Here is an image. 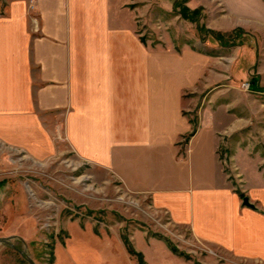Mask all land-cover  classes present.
I'll return each instance as SVG.
<instances>
[{
  "label": "crops",
  "instance_id": "1",
  "mask_svg": "<svg viewBox=\"0 0 264 264\" xmlns=\"http://www.w3.org/2000/svg\"><path fill=\"white\" fill-rule=\"evenodd\" d=\"M219 2L249 31L264 35L263 0ZM132 4L0 0V146L33 160L37 154L48 155L43 121L48 117L52 131L63 133L70 153L110 175L128 194L146 198L152 213L186 230L192 241L236 264H264V173L248 187L236 162L238 142L226 143L236 148L229 164L218 152L221 134L241 132L246 122L240 118L238 125L222 129L215 116L203 127V111L194 127L187 114L193 100L186 95L199 100L203 91H209L210 104L227 95L247 101L243 91L213 90L232 83L241 46L233 45L237 51L229 57L227 75L219 79L214 58L186 45L143 41L137 27L147 19ZM163 19L154 20L161 25ZM250 52L254 63L246 69L264 61V52ZM261 72L249 78L248 91L263 96ZM223 110V118L231 119ZM244 197L254 209L242 205ZM75 225L79 232L80 224ZM84 226L88 231L75 238V255L65 251V238L53 244L51 264H58L57 246L65 255L59 264H196L147 235H138V244V237L131 242L139 263L119 236L103 226L95 233L94 223ZM90 244L97 249L85 257L82 248Z\"/></svg>",
  "mask_w": 264,
  "mask_h": 264
},
{
  "label": "rangeland",
  "instance_id": "2",
  "mask_svg": "<svg viewBox=\"0 0 264 264\" xmlns=\"http://www.w3.org/2000/svg\"><path fill=\"white\" fill-rule=\"evenodd\" d=\"M132 7L137 8L141 18L147 19L140 21L137 27L143 41L149 45L166 41L178 47L190 46L217 61L219 79L220 74L227 75L229 57L237 51L233 45L241 46L237 53L239 60L232 71V83L213 90L219 93L243 91L247 101L235 96L232 100L227 95L218 96L210 104L209 91H203L199 100L186 95L193 100L187 114L194 127L199 125L203 111L207 113L203 127L210 126L215 116L222 129L238 125L240 122L236 120L244 119L246 126L241 132L221 134L223 142L218 152L223 163L229 164V157L236 148H229L226 143L228 140L238 142L241 152L236 162L242 168L247 186L251 187L258 173H264V95L245 92L242 85L249 84V78L260 70L259 84L264 88V61H257L253 68L245 67L254 63L250 49L257 50L256 56L264 52V35H255L241 20L229 16L219 0H133ZM156 17H163V24L158 25L160 21L154 20ZM223 109L230 112L232 120L223 118ZM46 118L43 121L48 128L45 135L50 141L49 158L46 154H37L33 160L23 151L0 146V156H3L0 238H8L34 264H51L53 244L67 238L65 251L75 255V238L81 237L79 232L83 229L88 231L84 224L89 222L94 223L95 233L103 226L111 236H119L125 248L132 246L133 237H138V244V235H147L196 264H236L218 250L192 241L186 230L171 226L163 215L152 213L146 198L128 194L110 175L83 164L69 152L63 133L52 131ZM72 221L75 222L67 230L66 225ZM76 222L80 224L79 232ZM97 246H83L84 256L87 257L89 251L94 252ZM62 248L57 246L54 251L58 264L65 258ZM117 252L121 253L118 249ZM23 261L28 264L10 246L0 244V264H22Z\"/></svg>",
  "mask_w": 264,
  "mask_h": 264
},
{
  "label": "water",
  "instance_id": "3",
  "mask_svg": "<svg viewBox=\"0 0 264 264\" xmlns=\"http://www.w3.org/2000/svg\"><path fill=\"white\" fill-rule=\"evenodd\" d=\"M242 205L247 207V208H250V209H254V205H252L251 203H249L248 201V198L247 197H244L242 199ZM0 244H4V245H8L10 246L12 249H14L21 257H23L25 259V261L28 263V264H34L33 261L26 256V254L23 252V251H20L19 249H17L14 245H12L9 241L8 238H0Z\"/></svg>",
  "mask_w": 264,
  "mask_h": 264
},
{
  "label": "trees",
  "instance_id": "4",
  "mask_svg": "<svg viewBox=\"0 0 264 264\" xmlns=\"http://www.w3.org/2000/svg\"><path fill=\"white\" fill-rule=\"evenodd\" d=\"M192 134H193V132L189 135V137L192 136ZM125 244H127V243L125 242ZM126 249L130 255L135 256L137 258L138 262L141 263V257L137 253H135V251L129 245L126 246ZM171 251L174 252L173 250H171ZM22 264H26V263L23 261Z\"/></svg>",
  "mask_w": 264,
  "mask_h": 264
},
{
  "label": "built area",
  "instance_id": "5",
  "mask_svg": "<svg viewBox=\"0 0 264 264\" xmlns=\"http://www.w3.org/2000/svg\"><path fill=\"white\" fill-rule=\"evenodd\" d=\"M242 88H243V90L248 91V89H249V84H248V83L243 84V85H242Z\"/></svg>",
  "mask_w": 264,
  "mask_h": 264
}]
</instances>
